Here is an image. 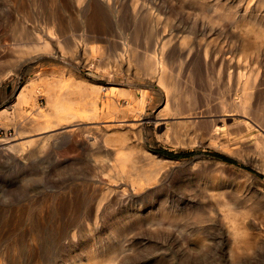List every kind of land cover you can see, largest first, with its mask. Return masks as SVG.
<instances>
[{
  "label": "bare ground",
  "instance_id": "obj_1",
  "mask_svg": "<svg viewBox=\"0 0 264 264\" xmlns=\"http://www.w3.org/2000/svg\"><path fill=\"white\" fill-rule=\"evenodd\" d=\"M6 1L19 3L18 7L26 13L24 20L15 23L12 29L14 36L19 40L17 52L20 55L12 60L9 58V49L3 46V43L0 44V63L7 62V67L5 66L6 68L0 72V84L15 78L18 67L23 62L58 55L68 60V64H71V60H77L92 73L100 70L105 76L112 78L118 69L126 67L133 79L128 82V86L134 85L136 78L142 80L143 83L140 85L144 87H138V92L116 84L105 89L69 69L66 74L60 72V76L51 75L52 77L46 71H36L35 78L27 80L28 84L18 95L19 103L15 114L6 117L5 121L0 120V124L6 128L11 122H17L19 125H17V136L12 140H0V159L15 162L18 158V162L24 165L27 157L34 156L44 145L28 154L26 146L36 141H18L23 134L29 131L59 128L56 135L70 137L68 150L73 151L77 146L70 141H73L71 136L76 131L75 126L79 123H90L81 126L78 130L82 136L88 138L87 144L93 148L91 156L94 167L90 173L91 179L82 184L86 189V194L82 198L86 210L84 215L95 213L93 217L95 228L88 224L85 231H80L71 224L66 226L70 213L81 204L73 198L74 196L65 197L63 201L61 198L48 197L39 204L37 212L40 219L36 221L42 224V228L45 227L42 232L46 235L56 234V239L52 238L51 243V247H57L55 252L60 253V256L66 255L65 249L79 241H84L85 257H77L74 264H173V241L183 240L184 235L193 236V242L196 243V247L193 248L196 251L200 247L209 246L204 224L209 221L214 222L219 210L225 219L226 223H224L228 225L227 232L232 235L236 243L230 248L231 260L243 262L244 255L251 254L260 242L259 240L250 242L242 224H249L246 219L251 221L254 218L258 220L260 227L264 226V188L255 187L254 190L248 191V194L244 193L243 190L247 187L245 180L241 184L237 183L234 187L236 190L232 194H227V182L223 192L198 185L194 189H189V194L177 193L176 197H173V181L162 178V167L145 169L143 165L136 163V159L140 157L149 162L155 159H160V162L171 160L160 158L141 147L126 152V148L122 147L125 143L124 138L119 136L114 138L108 134L109 127L119 125L107 121L110 118L115 119V122L124 121L129 127L134 128L138 125L136 121L141 120L148 107L154 109L164 102L165 106L154 114V122L156 129H166L161 137L168 145L177 147L194 145L196 141H186V135L180 128L195 124L203 138L209 139L210 145L220 147L231 154L252 153L248 159L258 163L259 168L264 171V119L259 116V109L264 104V86L257 84L254 69L249 68L245 72L241 62L236 65L237 60L233 55L236 50L234 45L236 37L231 36L229 44L218 50L215 60L219 65L227 68L225 73L229 79L237 75V81L243 87L242 97L235 99L229 96V100L219 103L221 109H214L208 94L199 91L194 84L196 80L207 74V59L204 63L205 69L202 68L203 63L193 62L197 64L196 70H185L183 78L182 74L173 75L169 69L168 55L172 56L173 53L174 58L175 54L187 47L184 39L176 43L173 37H161V32L157 28L161 19L157 18L158 14L153 12L152 6V3H158L159 0H141L144 5H149L146 26L145 29L139 28L134 32L131 43L122 33L114 40L116 35L111 32V25L120 26L119 10L113 8L114 15L109 20L101 7L107 4L110 10V3L118 2L73 0L69 5L67 0H51L53 6L49 16L52 26L46 27L42 35L26 26L25 22L33 16V12L26 10V5H23V3H32L36 9L42 0ZM73 3H76V6ZM84 5L87 6L88 12L82 11ZM227 9L229 10L224 16L228 15L229 20L235 18L237 28L241 9L230 7L224 10ZM69 12L75 16L72 17ZM218 12L215 11V14L220 17L222 14ZM170 21L171 18H166L165 24L168 25ZM230 23L232 28L228 30L234 33L235 22L230 21ZM218 27L225 30V27L220 25ZM216 30L217 27L214 25L209 32L214 34ZM97 40L100 43H97ZM259 44L258 40H255V46ZM151 48L154 50L149 52ZM189 48L190 51L193 49L191 44ZM39 86H43L44 89L41 90ZM40 95L47 99L46 109L39 110L42 120L29 117L21 107L23 103L36 102ZM115 96L128 97L129 100H126V105L119 106L121 103L113 100ZM103 100L110 109L104 110L98 107V102ZM170 116H173V121H170ZM171 128H173L172 133ZM94 133H97V136ZM48 138L50 136H44L42 141ZM220 165L223 167V173L226 167L224 164ZM101 175L109 179V183L105 186L99 183ZM248 181L251 179L249 178ZM247 190L251 189L247 188ZM97 191H100L99 197L94 196ZM16 198L14 193L4 192V196H0L2 207L0 218L4 222L0 237L7 232V226L12 227L14 232L9 244L1 245L0 242V264H44L37 244L38 236L40 238L43 236L38 230L40 228L35 226L30 228L27 233L25 232V236L17 232L23 227L20 220L24 213L16 204ZM54 206L56 216L58 218L60 216L61 219L60 225L57 224L56 228L51 226L52 221L57 219L51 213ZM145 208L148 212L144 211ZM175 209L192 210L189 215H184ZM25 210L28 218L34 216L32 212ZM99 219H102L101 225ZM178 220L185 221L186 224L178 228V235H174L173 223ZM137 230L143 232L140 240H133L127 244L120 241L122 237L129 238L128 236ZM210 233L214 234L211 231ZM27 237L29 243L35 244L36 248L32 250L27 243L28 251L25 249L23 251L19 244L25 243ZM187 250H183V264L190 262L186 254L189 253ZM131 255H134V258L130 259Z\"/></svg>",
  "mask_w": 264,
  "mask_h": 264
},
{
  "label": "rangeland",
  "instance_id": "obj_2",
  "mask_svg": "<svg viewBox=\"0 0 264 264\" xmlns=\"http://www.w3.org/2000/svg\"><path fill=\"white\" fill-rule=\"evenodd\" d=\"M67 1L69 5L73 2V0ZM111 1L118 3H110V10L107 4L101 5V7L104 9L109 20L114 15L112 9L119 10L120 26L111 25V32L116 35L114 40L122 33L124 38H129L128 41L130 43L131 41L133 42L131 38L134 32L139 28L145 29L149 5H144L141 0ZM134 3L136 4L133 5ZM18 4L0 0V44L3 43L2 45L9 49V58H12V60L20 55L17 52L19 40L14 36L12 29L15 23L24 20V14L26 13L25 10L18 7ZM24 4L26 5V10L33 12V16H30L25 22L26 26L30 29H35V31L43 35L46 27L52 26V23H50V12L53 6L51 0H42V3L37 5L38 8L36 9L32 3ZM73 4L76 6V3ZM152 6L154 7L153 12L158 14L157 18L161 19L157 27L161 32V37H173L176 43H180L184 39L185 46L187 47L185 50L175 54L174 58L173 53L172 56L168 55V65L173 75L182 74L183 78L185 70L191 69L195 71L197 64L195 65L193 62H197L198 64L199 62L203 63L202 68L205 69L204 63L207 59V74H204L200 80H196L194 84L199 88V91H204L208 94L214 105V109H221L219 108V103L223 100H229L232 97L240 99L243 93V87L238 83L237 75L229 79L225 73L227 68L225 69L215 60L218 50L222 46L229 44L231 36L236 37L234 40L236 50L233 54L237 60L236 65H238V62H241V66L245 72L249 68L254 69L257 76V84H261L262 87L264 86V0H159L158 3H152ZM86 7L85 5L82 7L83 12L89 11ZM230 7H239L241 9L240 21L237 28L235 18L229 20L228 15L224 16L229 10L225 11L224 9ZM215 11H219L218 13L222 15L217 17L218 14H215ZM69 13L71 14V12ZM71 15L72 17L75 16ZM168 17L171 18V21L166 25L165 21ZM230 21L235 22L234 33L228 30L232 28ZM214 25L217 27V32L210 34V28ZM218 25L225 27V30L219 28ZM255 40H258L260 43L259 46H255ZM97 43H100L99 40H97ZM190 44L193 47L191 51L189 48ZM143 49L141 45V50L143 51ZM153 50L151 48L148 51L152 52ZM67 61L57 55L23 62L18 67V74L15 78L0 84V120L3 119L5 121L6 117H12L15 114L19 103L18 95L21 90L28 84L30 78H35L37 72L41 71H46L50 76H60V72L66 74L69 69L77 73V75L80 74L91 80V82L101 85L105 89L116 84L129 87L127 90L138 92V87H143L140 85V83H143L142 80L136 78L134 79L136 83L128 86V82L133 79H131V72H129V75L126 67L118 69V72L112 78L107 75L105 76L100 70L92 73L77 60H69L71 64H68ZM6 63H0V72L7 67ZM39 88L41 90L44 89L43 86H39ZM149 89L151 90V88ZM113 100H117V102L121 103L119 105L121 106L123 104L126 105V100H129V98H118L115 96ZM107 105L104 100L98 102V107L104 110L110 109ZM46 106L47 99L43 95H40L36 102L23 103L21 105L29 117L41 120L43 117L39 115V110H45ZM164 106L165 103L162 102L157 108L148 107L143 113L141 120L136 121L138 125L134 128L129 127L124 121L115 122V119L110 118L107 121L116 123L119 126L109 127L108 134L114 138L118 136L123 137L125 143L122 147L126 148V152L141 147L160 158L171 160L170 162H160V159H155L149 162L140 157L136 159V163L143 165L145 169L162 167V178H169L173 181V197H176L177 193L189 194L188 192L191 188L194 189L198 185L214 188L213 190L216 189V192H223L225 189L224 185L227 182L228 187L226 190L228 193H226L232 194L236 190L234 187L237 186V183L241 184L245 180H247L245 182L247 187L243 190L244 193L247 192L248 194L255 187L259 189L264 188L263 169L259 168L258 163L248 159L252 153L231 154L220 147L210 145L209 139L207 137L203 138L202 133L199 132L195 124H188L184 128H180L186 135V141H196L194 145L187 147L168 145L161 137V134L165 133L166 129H156L154 122V114H157ZM119 115L124 114L119 113ZM259 116L264 119V104L259 109ZM169 119L173 121V116H170ZM17 125V122H11L6 128L0 124V140H12L17 136ZM85 125H90V123L77 124L75 126L76 131L71 136L73 141H70V143L76 144V150H68V140H70V137H67V135H56L60 130L59 128L46 131H29L23 134L18 141H36L32 145L28 144L26 146L28 154L35 152L36 149H39V146L44 145L42 149H39L34 156H28L25 160V165L19 163L18 158L15 162H6L0 159V196L3 197L5 192L14 193L17 197V201L15 200L16 204L21 209V212L24 213L22 214V220H20L23 227L17 230L18 234L25 236L30 228L34 226L40 228L38 230L43 236L41 238L38 236L37 244L40 247L44 264H74L73 262L77 257L84 258L86 253L84 241H79L71 245L70 248L65 249L66 255L62 256H60V253L55 252L57 250L56 246L51 247L52 238L56 239V234L46 235L42 232L45 227L42 228V224L36 221L40 219L37 212L39 204L46 201L48 197L61 198V201H63L65 197L71 198L74 196L73 198L80 201L81 204L70 213L71 215H69L70 218L66 226L71 224L73 228L80 231H85L89 225L95 228V218H93L95 217V213L88 216L84 215V211L86 210L82 198L86 194V189H84L82 184L91 179L90 173L94 167V161L91 156L93 148L87 144L88 138L82 136L78 130L81 126ZM170 132H173V128H171ZM94 134L97 136V133ZM91 135L93 134L91 133ZM44 136H50V138L42 141V137ZM224 140L222 139V141ZM220 164H224L226 167V171L223 173V167ZM166 169L168 170L166 171ZM249 178L251 181H248ZM99 180V183L104 186L109 183V179L103 175H101ZM247 188L251 190H247ZM99 194L100 191H97L94 196L99 197ZM24 204L28 205L25 206ZM55 208L54 206L51 211L54 218H57L52 221L51 226L53 228H56L61 220L59 219L60 216L59 218L56 216ZM24 210L32 212L34 216L28 218ZM175 210L182 212L184 215H189L192 209ZM144 211L148 212L147 208ZM217 213V218L214 222L209 221L204 224L207 239H209V246L200 247L196 251L194 249L196 243L193 242V236L184 235L183 240L173 241V264H183L182 254L184 249H188L187 251L189 252L186 253L191 262L188 264H197L199 262H203L204 264H262L264 262V226L260 227L258 220H254V218L251 221L248 218L246 219L249 224H242V228H244L247 238L250 239V242L259 240L260 243L253 249L251 254L244 255L243 262H234L231 260L230 248L236 244L235 240L227 232L228 225L225 224L222 212L218 210ZM181 221L178 220L173 223L174 235H178V228L186 224L185 221ZM99 222V225H101L102 219H99ZM3 224L4 222L0 218V232ZM7 227V232L3 237H0L1 245L9 244L13 238L11 235L14 236L12 227ZM210 231L214 234H211ZM128 237H122L120 241L127 244L133 240H140L143 237V232L137 230ZM27 243H29L28 237L25 243L19 244L21 250L28 249ZM29 245L32 250L36 248L32 242ZM131 258H134V255H131Z\"/></svg>",
  "mask_w": 264,
  "mask_h": 264
}]
</instances>
